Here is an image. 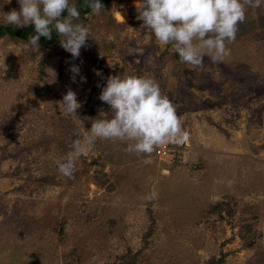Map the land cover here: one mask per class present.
<instances>
[{
    "label": "rangeland",
    "instance_id": "374dc122",
    "mask_svg": "<svg viewBox=\"0 0 264 264\" xmlns=\"http://www.w3.org/2000/svg\"><path fill=\"white\" fill-rule=\"evenodd\" d=\"M102 6L80 12L90 31L76 58L59 38L0 39V264H264V4L246 6L228 57L199 66L142 27L139 0ZM117 74L154 78L189 140L158 157L97 139L65 177L57 162L109 113L98 97ZM69 89L84 127L56 103Z\"/></svg>",
    "mask_w": 264,
    "mask_h": 264
},
{
    "label": "clouds",
    "instance_id": "9594fccd",
    "mask_svg": "<svg viewBox=\"0 0 264 264\" xmlns=\"http://www.w3.org/2000/svg\"><path fill=\"white\" fill-rule=\"evenodd\" d=\"M17 3L19 10L0 15L6 25L33 27L35 34L23 42L24 48L38 46L40 37L51 39L55 31L60 46L73 58L79 56L90 29L77 22L80 12L73 0H17ZM86 3L93 15L103 8L100 0ZM262 4L264 0H139L137 19L160 44H171L181 62L199 66L205 56L212 62L228 57L231 50L227 44L235 39L238 24L245 20L246 6L257 8ZM70 71L78 74L79 69L72 66ZM96 74L100 75L99 71ZM98 98L110 111H100L97 118L90 119L88 129L77 116L81 104L74 91L69 89L56 102L64 116L84 127L67 157L57 162L58 171L65 177L73 176L75 161L97 139L129 141L124 150L138 155L150 154L155 146L165 142L181 144L189 140L190 133L182 128L176 106L151 76L110 75Z\"/></svg>",
    "mask_w": 264,
    "mask_h": 264
},
{
    "label": "trees",
    "instance_id": "16d2710c",
    "mask_svg": "<svg viewBox=\"0 0 264 264\" xmlns=\"http://www.w3.org/2000/svg\"><path fill=\"white\" fill-rule=\"evenodd\" d=\"M106 0H100L101 4H103ZM77 9L79 12H87L89 11V7L88 5L85 6L84 8L76 5ZM66 14V13H65ZM35 34L34 33V29L31 25L25 26L23 28H15L12 26H8V25H1L0 26V39L3 38L4 36H9L10 38H15L21 41H26L31 35ZM58 37H57V33L55 31H53L52 33V38L51 39H45L44 37H40L39 40V46L43 49H45V47H49L55 44V42L57 41ZM97 185H102L103 183H100L97 179ZM218 208V206L216 207ZM214 208V209H216ZM124 258V257H123ZM130 261L128 259L122 260L121 263L118 264H132L129 263ZM222 263V259H211L209 260L206 264H221ZM115 264V263H114Z\"/></svg>",
    "mask_w": 264,
    "mask_h": 264
},
{
    "label": "built area",
    "instance_id": "2783aa9c",
    "mask_svg": "<svg viewBox=\"0 0 264 264\" xmlns=\"http://www.w3.org/2000/svg\"><path fill=\"white\" fill-rule=\"evenodd\" d=\"M177 145L181 146L183 144L182 143L176 144V143L165 142L161 145H157V146H155V150H154L155 155L158 157L170 156V155H172L171 153L173 152L174 147H176Z\"/></svg>",
    "mask_w": 264,
    "mask_h": 264
},
{
    "label": "bare ground",
    "instance_id": "6f19581e",
    "mask_svg": "<svg viewBox=\"0 0 264 264\" xmlns=\"http://www.w3.org/2000/svg\"><path fill=\"white\" fill-rule=\"evenodd\" d=\"M118 17L120 18V15Z\"/></svg>",
    "mask_w": 264,
    "mask_h": 264
}]
</instances>
